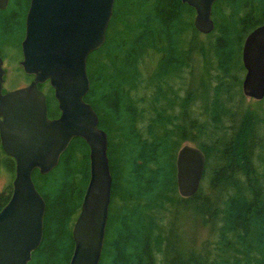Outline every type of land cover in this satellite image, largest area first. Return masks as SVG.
Listing matches in <instances>:
<instances>
[{"label":"trees","instance_id":"16d2710c","mask_svg":"<svg viewBox=\"0 0 264 264\" xmlns=\"http://www.w3.org/2000/svg\"><path fill=\"white\" fill-rule=\"evenodd\" d=\"M29 3L9 0L0 10L4 60H13L10 48L22 58ZM195 15L182 0H115L105 43L88 57L85 100L108 135L113 176L99 264H264V109L246 112L242 91L243 44L264 23V0H218L209 34L195 28ZM40 88L49 117L59 116L50 83ZM185 144L206 156L189 198L176 179ZM1 168L14 179L0 138ZM32 178L46 213L29 264H69L90 178L87 142L73 138L53 170Z\"/></svg>","mask_w":264,"mask_h":264},{"label":"water","instance_id":"95a60500","mask_svg":"<svg viewBox=\"0 0 264 264\" xmlns=\"http://www.w3.org/2000/svg\"><path fill=\"white\" fill-rule=\"evenodd\" d=\"M218 0H182L196 11L195 28L214 30L213 6ZM9 0H0L4 10ZM115 0H30L21 42L23 71L33 79L4 92V59L0 55V138L5 154L15 161L12 195L0 210V264H29L44 233L46 202L32 178L47 174L59 163L75 137L90 148V178L73 226L74 250L69 264H99L105 241L113 176L108 135L92 105L89 55L105 43ZM242 82L245 97L264 99V23L245 38ZM46 82L54 90L60 115L49 117ZM206 156L185 144L176 160L178 192L192 197L204 177ZM2 192L0 191V197Z\"/></svg>","mask_w":264,"mask_h":264},{"label":"rangeland","instance_id":"374dc122","mask_svg":"<svg viewBox=\"0 0 264 264\" xmlns=\"http://www.w3.org/2000/svg\"><path fill=\"white\" fill-rule=\"evenodd\" d=\"M8 52L11 54L13 60L11 58H7L4 60V69L5 73V82H4V92L26 86L30 83L29 81H25V73L20 64L22 58L19 54V51H14L12 48L8 49ZM20 59V60H19ZM25 79V80H24ZM45 90V89H44ZM244 110L246 112L251 110H259L264 109V100L259 103L258 100L251 99L245 97L244 99ZM13 182V177L10 172H8L5 168L0 169V191L5 192V190L9 187Z\"/></svg>","mask_w":264,"mask_h":264}]
</instances>
